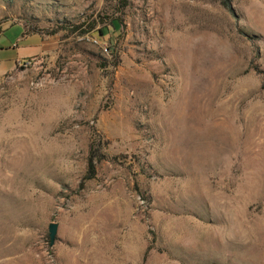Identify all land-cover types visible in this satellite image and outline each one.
I'll use <instances>...</instances> for the list:
<instances>
[{
	"label": "rangeland",
	"instance_id": "1",
	"mask_svg": "<svg viewBox=\"0 0 264 264\" xmlns=\"http://www.w3.org/2000/svg\"><path fill=\"white\" fill-rule=\"evenodd\" d=\"M228 1L0 0V264H264V0Z\"/></svg>",
	"mask_w": 264,
	"mask_h": 264
},
{
	"label": "trees",
	"instance_id": "2",
	"mask_svg": "<svg viewBox=\"0 0 264 264\" xmlns=\"http://www.w3.org/2000/svg\"><path fill=\"white\" fill-rule=\"evenodd\" d=\"M220 4L224 7V8H230V4H229V1L228 0H219ZM109 24L111 25V27H113L114 29L118 30L119 28V19L117 18H112L110 21H109ZM81 25H76L74 26V28H80ZM94 28V25L91 24L88 29L84 30V31H81V34H85L89 31H91L92 29ZM99 32H101L102 35L105 34V32L100 29ZM96 153L94 151V147H93V144L90 145V151H89V154H88V157H87V166H88V172H89V177L93 176L94 174V159L96 157ZM98 157V156H97Z\"/></svg>",
	"mask_w": 264,
	"mask_h": 264
},
{
	"label": "water",
	"instance_id": "3",
	"mask_svg": "<svg viewBox=\"0 0 264 264\" xmlns=\"http://www.w3.org/2000/svg\"><path fill=\"white\" fill-rule=\"evenodd\" d=\"M57 227H58V225L55 222H51L48 225V236H49L50 246L53 245V243H54V239H55L56 232H57Z\"/></svg>",
	"mask_w": 264,
	"mask_h": 264
},
{
	"label": "crops",
	"instance_id": "4",
	"mask_svg": "<svg viewBox=\"0 0 264 264\" xmlns=\"http://www.w3.org/2000/svg\"><path fill=\"white\" fill-rule=\"evenodd\" d=\"M23 37H26V36L24 35ZM31 37L34 38V41H35V42L33 43L34 46H35V47H38V49H39V52H38V53H40L41 51H43V50H44V47H45V44H43V43L37 41L35 35H31ZM21 38H22V37H21ZM38 53L28 55V56H26V58H27V57H30V56H32V55H36V54H38ZM15 61H16V62H19V61H23V60L20 59V57H19V58H16Z\"/></svg>",
	"mask_w": 264,
	"mask_h": 264
},
{
	"label": "built area",
	"instance_id": "5",
	"mask_svg": "<svg viewBox=\"0 0 264 264\" xmlns=\"http://www.w3.org/2000/svg\"><path fill=\"white\" fill-rule=\"evenodd\" d=\"M17 65L23 64V61H19L16 63Z\"/></svg>",
	"mask_w": 264,
	"mask_h": 264
}]
</instances>
